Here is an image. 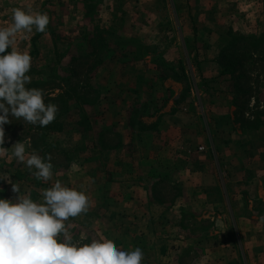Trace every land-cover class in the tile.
Returning a JSON list of instances; mask_svg holds the SVG:
<instances>
[{
	"label": "rangeland",
	"instance_id": "rangeland-1",
	"mask_svg": "<svg viewBox=\"0 0 264 264\" xmlns=\"http://www.w3.org/2000/svg\"><path fill=\"white\" fill-rule=\"evenodd\" d=\"M97 1L0 0V26H6L10 23L11 10L14 7H31L33 10L47 13L50 18L45 33L33 32L27 37L23 35L17 37V46L22 50H27L32 57L29 72L31 83L48 79L53 69L57 71L59 76L67 74L71 76L72 73L77 74L72 87H63L62 90L52 91H50L51 86L47 85L43 87L44 92L48 95L51 94L50 96L52 97L64 93V100L68 102V110L60 111L56 116V118H59L58 123L62 125L61 132L49 135L45 140L42 137L41 127L25 124L22 120H12L10 124L4 125L5 143L3 147L8 148L7 144L10 143L9 141L12 144H14V141H26L31 144L32 150L38 151L40 155H51V162L54 166L53 171H65L69 167L76 151L80 150L82 153L84 152V156H87L83 147H85V140L90 142L88 139L89 134H86V137L81 136L78 128L84 130L85 128L90 129L93 125L111 124L107 121L109 117L104 118V113L111 117L114 110L119 111L121 109L122 104L113 106V108L107 106L110 103V98L115 100V102L123 99L120 88L117 85H113L112 78L120 77L129 81L131 80L134 83L137 80V83L141 85V90L142 87L144 88L142 94L143 98H145L151 91L149 89V80L153 74H157L167 80L170 79L171 85H168L174 88L171 99L174 97V92H176L175 95L178 98L176 100L173 99L174 102L172 105H168L170 96L168 98V95L165 93L161 94L160 86L154 84L157 89H153L152 87L155 92L152 90L153 93L150 98L143 101L145 103L144 105L141 102L131 103L134 117L140 122L138 123L136 121L138 123L137 126L139 128L143 126L142 123L144 120L142 121L141 117H144L146 121L153 117L151 122L148 121L149 123L145 124H149V126L157 125L160 119L162 121L160 111L164 107L166 110L164 111L171 115H174V111L176 110H184L186 113L201 118V126L203 127L201 129L202 134L196 131L193 134L194 139L195 137L201 136L204 145L209 146L210 139H212L213 143L217 144L216 167L218 171V187L216 192H214L215 195L212 197V200H210L212 210L215 212L219 210L218 212L221 214L219 215L227 221H231L229 208H232L236 210V213L240 214L237 217L239 221H246L249 218L250 220H254L256 224L258 222H264V90L262 88L261 91L257 87L251 91L250 96H252V99L250 106L241 115L240 113L242 111H236V105L234 106L233 104V93H231L230 99L229 97L227 99L221 97V100L216 99L218 92H216L217 90L213 84L220 82H217L219 77L220 80L224 79L220 75L221 68L204 69L198 62V56L195 53L199 45H208L211 39L201 37L197 34L199 32L198 27L195 25L197 22H194L192 18L193 16L197 19L203 17L207 26L208 22L216 14L217 5L207 3L208 0H157L156 9L160 10V17L164 15L165 17L160 18V21L157 19L155 25H151L150 20H152L153 15H156V12L154 10H148L147 7L144 9L142 14L144 21L140 27L145 31H156V39L152 38L150 41L143 43L140 41L141 44L151 47L152 52L159 46L156 44L152 45L153 42H157L158 40L167 42L169 40V34L172 38L175 34L178 40L180 37L182 41L184 40L183 44H185V50L188 52L186 59L181 65L174 61L178 58V52H166L167 49H164L166 53H163V51L158 52L159 57L158 55L155 57L152 55L151 57L155 60L153 65L156 70L154 71L155 73H151L147 70V64L143 60L135 59L132 55L131 52H135L136 49L130 46L125 48L122 44H119L122 48L120 46L117 47L116 40L112 35L106 38L107 47H102L99 42L91 41L92 38L90 37L96 30L94 24L97 15L95 12ZM125 1L117 0V10L114 14L112 13L113 19L110 25L106 27L109 31L104 29L108 34L122 32L123 23L122 17L120 18L119 15L120 10L132 8V5H129L127 0ZM174 1L181 9L180 14L175 11ZM173 9L177 16L179 14L180 20L178 28H176L173 20ZM215 23L216 26L222 27L221 21ZM226 30L223 28L221 32L224 34V38L226 37L228 40ZM204 32L208 33L205 30ZM230 32L235 33L233 28L230 29ZM162 33L164 34V38L161 37ZM261 34L263 32L252 35L259 36ZM178 42L180 43L179 45L182 44L181 40ZM221 42L222 38H218L216 43L219 44ZM94 46L97 47L99 52L92 58L75 62V70L72 71L69 68L72 56H86L95 50ZM163 54L166 57L164 56L162 58L161 56ZM188 54L193 56V64L191 60L189 61L187 59ZM181 56L183 54L179 51V57ZM207 56H210V54H204V59ZM263 65L264 63L258 62V65L249 66L247 69L249 79H253V76L262 73L264 71ZM183 71L187 75L185 79L182 75ZM206 72H208V77H205V75L207 76ZM227 80L230 84L228 77ZM251 83L252 80L250 81ZM220 85L217 87L219 88L218 91H221V88L228 87L226 83H220ZM111 90H114L112 97L109 96ZM82 98H87L89 104H82ZM240 100L244 102L246 98L240 97ZM164 102L167 103V106H165ZM228 103L229 105L232 104V115L216 117L215 112L219 108H224ZM156 118H159V120ZM79 122H83L84 124L79 126ZM230 126L231 128L234 126L233 131H231ZM204 127L207 128L208 134H206ZM111 135L112 137L109 143L107 141L104 142V135L101 136V134H95L96 139L92 137V141L95 143L96 140L101 148L106 147L109 149L112 146H116L118 141V137L113 134ZM197 141L200 142L198 138ZM210 154L213 158L212 150H210ZM6 158L9 161L4 159L6 160L5 164L9 165L15 174V178L11 179V181L20 185L23 194L30 186V182H28L29 178L26 181L23 176V170L25 169L11 156H7ZM199 159V156L192 157L193 162H198L196 160ZM211 169L216 170L215 165L212 164ZM164 172L162 171L163 174H165ZM195 178L197 179L196 175L193 176L194 183ZM173 181H180L179 177L175 176ZM161 182L165 184L161 192L168 193L166 194L167 199L178 196L181 193L177 187L178 185L175 184V188H173L168 177H165ZM205 182L201 180L200 185H203ZM39 184L40 181H37L35 185L32 183L34 192L30 193L34 197H37L41 190ZM0 186L5 190L4 193L0 192V198L7 197V199H11L15 197V195L11 197L13 193L12 183H9L8 180H0ZM7 193L8 195L6 196ZM187 194H190V192H187ZM190 204L194 208H197V205L200 204V199L198 197H192ZM217 207L220 209H217ZM213 215L206 220L204 218L201 220L190 218L188 220V224L191 226L188 236L190 239H192L191 235L197 238L201 235L202 238L208 239V241H204L202 244V251L197 253L199 257L202 254H208L209 258L206 261L202 260L201 264H264V241L261 239L264 236L259 230H256L254 233V241L259 244L247 243L244 235L247 234V231L244 229L241 230L239 227L237 228L238 221L236 218H234L237 221L235 223L236 230H232L226 226L215 228L214 225L219 218H217L216 214L215 216ZM212 217H215V220ZM69 224L71 225V222ZM260 226L263 227L262 224ZM70 230L75 236H80L73 230L72 225ZM198 233L199 235H196ZM84 236L89 240L95 239L89 232H85ZM214 238L218 239L219 244L213 241ZM217 246L221 248L220 251L224 250L222 252L224 256L222 253L220 254L216 251ZM214 252L220 254L219 259L221 260H215L216 255H214Z\"/></svg>",
	"mask_w": 264,
	"mask_h": 264
},
{
	"label": "crops",
	"instance_id": "crops-1",
	"mask_svg": "<svg viewBox=\"0 0 264 264\" xmlns=\"http://www.w3.org/2000/svg\"><path fill=\"white\" fill-rule=\"evenodd\" d=\"M127 1L129 5H132V8L120 10L119 15L120 18L122 17L123 29L122 32L114 34L127 39H136L142 43L148 42L152 38L156 39V31H145L140 26L144 21L142 14L146 7L148 10L156 12V15H153L152 20H150L151 25H155L157 19L160 21V18L165 17V15L160 17V10L156 9L157 0ZM124 2L126 1L124 0ZM207 3L217 5L216 14L208 22V25L206 26L203 17L197 19L193 16L192 20L197 22L195 24L199 29L197 34L211 40H209L208 45H199L195 53H197L198 62L204 69H217V67L220 68L218 56L227 44L230 33L239 36H251L258 32L264 33V22H262L264 20V0H208ZM117 5V0H98L96 2L95 12L97 15L94 24L96 30L90 38L98 37L101 33L106 32L105 30L109 31L106 27L110 25L113 19L112 13L116 12ZM174 8L177 13H181V9L175 1ZM179 14L178 16L175 12L173 14L176 28L179 26ZM218 21L222 22V27L216 26L215 22ZM223 28L227 29L228 40L226 37L224 38V34L221 32ZM232 28L235 33L230 32ZM204 30L208 33H205ZM161 37L164 38L163 33ZM218 38H222V42L219 44L216 43ZM179 40H181V45H179ZM179 40L175 34L173 38L169 34L167 42H164V40L153 42L152 45H159L155 48L156 55L154 54L153 57L157 56L158 52L163 51L164 53V49H167L166 52H178V58L174 61L181 65L188 52L185 50L184 40L182 41L181 37ZM179 51L184 58L183 56L179 57ZM204 54H210V56L204 59ZM164 56L163 54L161 57ZM153 59L149 56L144 61L147 64V70L151 73L156 70ZM187 59L191 60L193 64L192 55L188 54ZM205 77H208V74ZM223 78V80H220L219 77L217 82H220L213 84L217 90L216 92H218V96L216 95L217 100H221V97L225 99L231 97L230 84L227 78ZM112 79L113 85L120 88L123 99L115 102L110 98V103L107 106L113 108V106L122 104L121 109L119 111L114 110L111 117L104 113V118L109 117L107 121L111 124L93 125L87 132L78 128L81 136L86 137V134H89L88 139L90 142L85 140V147H83L87 156H84V152L78 150L74 153L75 157H72V161L65 171H54L55 179L85 191L90 198L89 211L69 220L77 235H84L85 232H89L95 238L103 236L112 239L117 246L125 249L140 247L144 253L143 264H190L191 262H193L192 264H195V262L201 264L202 260L206 261L209 258L208 254H202L199 257L197 253L202 251V244L208 239L202 238L201 235L198 238L191 235L192 239H190L188 236L191 226L188 224V220L190 218H197L198 220L204 218L206 220L212 214H214L213 216L216 214L219 219L216 220L215 228L226 226L236 230L235 223L238 221L237 228L247 231V234H244L246 242L258 245L259 243L254 241V233L259 230L264 236V222L256 224L254 220L249 218L246 219L247 222L239 221L237 217L240 214L232 208H229L231 221H227L220 216L219 210L216 212L212 210L210 200H212L218 187L217 144L210 139V145L206 146L202 143L201 136L197 137L200 142L197 141L196 137L195 141L193 134L196 131L202 134L201 118L186 113L184 110H176L174 115H171L165 112L164 107L160 111L162 121L160 119L161 122L159 121L157 125L149 126V124H145L151 122L153 117L148 120L149 122L141 117L142 121L144 120L143 126L140 128L137 126L131 103H144L143 101L150 98L153 93L152 90L157 89L154 86L156 84L160 86L161 94L165 93L168 98L170 96L168 105H172L173 99L176 100L178 96L174 92V97L171 99L174 88L168 85H171L170 79L167 80L162 76L153 74L149 80L151 91L145 98L142 94L144 88L142 87L141 90V85L137 83V80L134 83L120 77H113ZM220 83H226L228 87L221 88V91H218L219 88L217 87L221 86ZM113 91H110V97H112ZM164 103L167 106V103ZM232 108V104H226L224 108H219L215 112L216 117L231 116ZM156 119L159 120V118ZM204 129L208 134L207 128L204 127ZM230 129L233 131L234 126L232 128L230 126ZM95 134L104 135V140L108 143L111 141V134H113L118 137L116 146L109 149L106 147L101 148L96 140L95 143L92 141ZM9 142L7 144L8 148L13 145L11 141ZM29 146V149L32 150L31 144ZM210 150H212L213 158ZM7 156L9 155L0 156V173L9 175L11 180L15 178V174L9 165L5 164L6 160L4 159L9 161L6 158ZM193 156H199L200 159L196 160L198 162H193ZM211 163L215 165L216 170L211 169ZM197 165L198 167H196ZM23 169H25L23 170L24 178L26 181L29 178L28 182H30V186L26 191L34 192L32 183L35 185L37 180L26 168ZM162 171H165V174ZM194 175L197 177L195 183L193 182ZM175 176H178L180 181H173ZM165 177L169 178L173 188H175V184L178 185L177 187L181 192L178 196L167 199L166 194L168 193L161 192L165 187L164 182L161 181ZM201 180L206 182L200 185ZM259 183L261 182L259 181ZM39 185L41 190L49 186L41 181ZM0 192H5L1 186ZM187 192H190V194H187ZM14 195L16 194L12 193L11 197H14ZM192 197L200 199L197 208L190 204ZM217 209L220 208L217 207ZM212 219L215 220V217H212ZM261 224L263 227L260 226ZM196 235H199V233ZM261 239L264 241V237ZM213 241L219 244L217 238H214ZM220 249L217 246L216 251L221 254L224 250L220 251ZM217 252H214V255H216L215 260L219 261L221 260L219 259L220 254ZM222 255L224 256L223 253Z\"/></svg>",
	"mask_w": 264,
	"mask_h": 264
},
{
	"label": "clouds",
	"instance_id": "clouds-1",
	"mask_svg": "<svg viewBox=\"0 0 264 264\" xmlns=\"http://www.w3.org/2000/svg\"><path fill=\"white\" fill-rule=\"evenodd\" d=\"M49 22L47 13L14 7L10 23L0 26V155L11 156L49 185L33 199L0 173V180L12 183L17 194L0 198V264H143L140 247L125 249L107 237L89 240L71 232L70 218L86 214L91 201L85 191L54 178L50 154L29 150L23 140L3 147L4 125L12 120L44 128L56 119L58 106L45 102L43 89L29 87L32 57L17 46L18 36L45 33Z\"/></svg>",
	"mask_w": 264,
	"mask_h": 264
},
{
	"label": "trees",
	"instance_id": "trees-1",
	"mask_svg": "<svg viewBox=\"0 0 264 264\" xmlns=\"http://www.w3.org/2000/svg\"><path fill=\"white\" fill-rule=\"evenodd\" d=\"M109 35H112L115 38L117 47L120 46L119 44H122L125 46V48L130 46L136 49L135 52H131L135 59H141L145 61L144 59L155 54V50L151 52V47L141 44V42L138 40L126 39L112 33H101L98 37L92 38L91 41L99 42L102 47H107L106 38L109 37ZM120 47L122 48V46ZM98 52L99 51L97 47H95V50H93L90 54L86 56L80 55L77 57H72L70 60L69 68L74 71L75 62L92 58ZM152 61L155 62L154 59ZM258 62L264 63V33L259 36H239L230 33L227 44L224 46L218 56V64L221 68V75L223 77L229 78L231 84L230 86L232 87L231 93H233V104L234 106L236 105V111H242L240 113L241 115H243L246 112L247 108L250 106V102L252 99V96H250L251 91L257 87L261 91L262 88L264 90V71H262V73H258L256 76H253V79H249L250 77L248 76V67L258 65ZM182 75L184 79L187 77L185 71H183ZM76 76L77 74L74 73H72L71 76L69 74L59 76L57 74V71L53 69L49 74L48 79L33 82L29 85V87L43 89V87L48 85L52 87L50 91L62 90L63 87H72L74 85L73 81ZM251 80L252 83L250 84ZM50 95L51 94L48 95L45 93V102H51L58 106V112L56 116L60 111L68 110L69 105L68 102L64 100V93L58 94L54 97ZM240 97H245L246 100L242 102L240 100ZM82 104H89L87 98H82ZM144 104L145 103H143L142 105ZM136 121L138 122V120ZM58 122L59 118H56L46 128H42V137L45 140L49 135L62 131V125ZM83 124V122L78 123L79 126ZM83 131L87 132L89 131V129L85 128Z\"/></svg>",
	"mask_w": 264,
	"mask_h": 264
}]
</instances>
